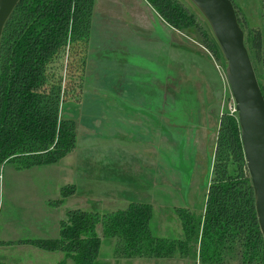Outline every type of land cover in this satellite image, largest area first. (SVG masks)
Wrapping results in <instances>:
<instances>
[{
	"label": "rangeland",
	"instance_id": "obj_1",
	"mask_svg": "<svg viewBox=\"0 0 264 264\" xmlns=\"http://www.w3.org/2000/svg\"><path fill=\"white\" fill-rule=\"evenodd\" d=\"M178 1L191 7L197 25L188 32L176 29L156 12L178 47L166 44L162 57L157 56V44L144 47L149 57L146 74L134 77L136 86L126 85L124 90V76L98 71L92 56L97 39L109 47L119 39L111 24L118 16L116 8L128 9L137 17L140 13L156 25L147 0H95L90 37L85 42L67 40L50 63L49 82L59 78L62 83L58 118L72 120L75 144L54 163L17 169L12 161L0 162L2 264H57L60 260L74 264L60 250L47 251L25 240L56 238L67 212L111 214L133 202L150 205L151 235L174 241L176 251L158 257H125L115 249L116 238L103 237L96 224L101 243L93 264H245L235 246L232 252L222 251L220 263L203 260L198 251L200 231L198 239L186 236L184 226L195 221L186 223L185 217L200 221L199 230L202 227L216 146L231 147L229 127L226 121V129L223 124L225 118L236 117V110L224 77L222 53L208 25L188 0ZM231 2L264 92V0ZM129 14L125 13L126 19ZM108 46L104 50L113 58V48ZM143 67L138 65L141 71ZM228 151L223 153L228 174L233 177L241 169L248 176L244 155L240 167L237 153Z\"/></svg>",
	"mask_w": 264,
	"mask_h": 264
},
{
	"label": "trees",
	"instance_id": "obj_2",
	"mask_svg": "<svg viewBox=\"0 0 264 264\" xmlns=\"http://www.w3.org/2000/svg\"><path fill=\"white\" fill-rule=\"evenodd\" d=\"M147 1L174 28L188 32L196 27L195 13L178 0ZM92 4L93 0H19L10 12L0 36V162L12 161L17 169H25L54 163L73 148L75 126L71 119L58 118L62 83L59 78L49 82L48 68L67 40L87 41ZM260 91L264 97L261 86ZM225 121L231 147L217 144L202 227L199 230L200 221L185 217L186 223H196L184 226L186 236L198 239L200 231L198 251L203 260L220 263L222 251L236 247L242 263L264 264V240L248 176L240 169L232 177L224 164V149H230L242 166L237 117L225 118L224 129ZM150 216L145 202L130 203L111 214L70 211L66 220H60L56 238L25 241L41 249L60 250L74 264H93L101 243L95 231L100 224L102 236L115 237V249L125 257L171 255L175 242L151 235Z\"/></svg>",
	"mask_w": 264,
	"mask_h": 264
},
{
	"label": "water",
	"instance_id": "obj_3",
	"mask_svg": "<svg viewBox=\"0 0 264 264\" xmlns=\"http://www.w3.org/2000/svg\"><path fill=\"white\" fill-rule=\"evenodd\" d=\"M19 0H0V36ZM208 25L224 60V77L234 101L239 139L264 240V97L244 45L231 0H188Z\"/></svg>",
	"mask_w": 264,
	"mask_h": 264
},
{
	"label": "crops",
	"instance_id": "obj_4",
	"mask_svg": "<svg viewBox=\"0 0 264 264\" xmlns=\"http://www.w3.org/2000/svg\"><path fill=\"white\" fill-rule=\"evenodd\" d=\"M95 0L93 2L92 8L94 6ZM149 12L155 15L154 25L150 20H148L145 16H141L139 13V17L136 14L131 15V11L125 8H116V13L118 16H115L113 19L112 29L116 30L115 35H118L116 39V43L109 47L99 39L96 40L95 51L93 56L95 61H97L96 67L100 72H108L112 71L111 74L115 76H124L123 89L125 90L126 85L136 86L138 83L134 80V77L138 74H146L147 62L149 59L146 54V49H150L151 45L157 44L158 50L157 56L162 57L161 48H167L166 44L173 45L174 47H178V44L173 43V38L168 36L169 28L166 22H163L159 19L158 14L154 8H151L150 5L146 6ZM125 13H130L129 19H126ZM136 17V18H135ZM135 18V19H133ZM160 24V27H157ZM98 26V25H97ZM111 27V26H110ZM91 28V27H90ZM91 30V29H90ZM92 33V30L89 32V37ZM115 37V36H114ZM149 37L148 40H146ZM177 39V38H176ZM117 42L119 44H117ZM88 42V46H89ZM183 45V44H180ZM87 46V49H88ZM113 48L111 49L114 53V57L110 58L107 56L105 52V47ZM147 47V48H144ZM125 48V49H123ZM142 49V51L139 49ZM144 48V49H143ZM138 50V51H135ZM151 51L150 58H153V51ZM111 56V55H110ZM144 65V70H139L138 65ZM152 64V61L151 63ZM102 75V76H108ZM126 77V78H125ZM51 251V250H47ZM55 252V251H51Z\"/></svg>",
	"mask_w": 264,
	"mask_h": 264
}]
</instances>
